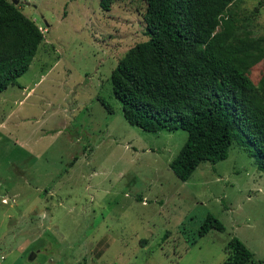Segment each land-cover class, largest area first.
<instances>
[{"label": "rangeland", "instance_id": "374dc122", "mask_svg": "<svg viewBox=\"0 0 264 264\" xmlns=\"http://www.w3.org/2000/svg\"><path fill=\"white\" fill-rule=\"evenodd\" d=\"M42 34L27 70L0 92V264H222L236 237L264 264V172L232 142L181 182L168 168L182 130L128 125L109 75L145 41L140 0H6ZM229 11L264 71V0ZM206 215L223 227L202 237ZM30 256L32 258L30 259Z\"/></svg>", "mask_w": 264, "mask_h": 264}, {"label": "trees", "instance_id": "16d2710c", "mask_svg": "<svg viewBox=\"0 0 264 264\" xmlns=\"http://www.w3.org/2000/svg\"><path fill=\"white\" fill-rule=\"evenodd\" d=\"M114 1L98 0V7L107 12ZM140 1L147 39L128 49L109 75L124 121L148 133H186L168 163L181 182L200 163L224 160L232 142L264 172V71L253 84L238 68L257 47L228 9L234 0ZM41 41L37 26L0 0V92L16 85ZM210 230L223 227L206 215L196 236ZM224 253L222 264H261L236 237Z\"/></svg>", "mask_w": 264, "mask_h": 264}, {"label": "water", "instance_id": "95a60500", "mask_svg": "<svg viewBox=\"0 0 264 264\" xmlns=\"http://www.w3.org/2000/svg\"><path fill=\"white\" fill-rule=\"evenodd\" d=\"M16 1H12V5H16ZM32 258V256H30V259Z\"/></svg>", "mask_w": 264, "mask_h": 264}, {"label": "built area", "instance_id": "2783aa9c", "mask_svg": "<svg viewBox=\"0 0 264 264\" xmlns=\"http://www.w3.org/2000/svg\"><path fill=\"white\" fill-rule=\"evenodd\" d=\"M1 258V257H0Z\"/></svg>", "mask_w": 264, "mask_h": 264}]
</instances>
